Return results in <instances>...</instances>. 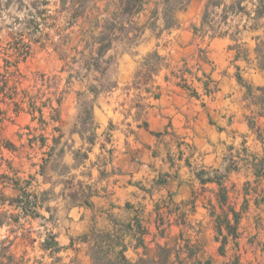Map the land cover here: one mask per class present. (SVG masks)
Instances as JSON below:
<instances>
[{"label":"rangeland","instance_id":"1","mask_svg":"<svg viewBox=\"0 0 264 264\" xmlns=\"http://www.w3.org/2000/svg\"><path fill=\"white\" fill-rule=\"evenodd\" d=\"M36 1L43 0H6L2 5L7 7L0 5V240L7 241L13 253L26 264H55L58 256L43 248L46 241L56 236L61 224L59 209L50 203L61 197H67L71 203L84 202L90 191L83 187L77 173L72 174V166L64 159L55 88L66 92L70 87L71 92L76 80L87 79V89L77 94L79 113L73 131L79 132L90 143L94 139V97L119 86L117 64L122 54H138V59H141L133 84L122 87L135 92L150 84L153 76L166 64L165 59H220L217 54L214 58V52L225 42L221 38L211 39L194 33V27L199 25L202 16L201 0H194L175 13L179 25L184 24L192 35V38L185 36L180 43L177 41L176 46L171 42L172 35L175 34L176 38L177 32L165 30L162 19L154 22L149 8L138 19L122 17L127 25L134 24L143 29L131 42L126 41L125 36L122 40L119 36L113 42V48L100 59L99 68L87 71L86 63L90 61L87 55L97 56L95 37L102 30L95 28V24L105 21L116 11L119 1L90 0L87 15L70 30L67 42H60L57 38L55 44L36 43L27 59H16L11 56L12 36L22 29L19 22L27 19L29 6ZM51 9L55 11L56 7L51 6ZM235 21L245 23L239 18ZM248 37L245 36L246 39ZM154 42L160 50L156 47L151 49ZM137 46L141 47L138 51ZM161 50L166 53L161 54ZM226 59H232L230 53ZM188 63L180 68L183 75L192 71ZM247 66L243 63L242 71L234 69L243 90L239 107L242 112L246 106L254 111L246 116L252 139L248 136L229 144L218 165L206 164L204 160L197 162L198 159L193 161L195 182L202 187L198 188L188 211L184 206L174 207L168 197L159 207L163 215L152 225L145 223L144 218L142 222L136 219L133 224L123 222L117 230L124 238L136 237L130 238V246H140L143 242L140 239L146 235L149 253L156 254L159 245L165 246L171 253L172 264H264V250L262 257H256L250 248L254 237L250 229L252 223L257 228L264 225L263 207H260L264 206V86L254 87L250 83L243 73ZM76 73L80 74L77 76ZM71 75L75 77L68 84ZM182 81L191 90L189 81ZM90 85H97L99 94L90 92ZM139 96L130 102L135 107L133 116L137 119L144 110ZM86 158L87 150L76 149L74 165L82 164ZM43 185L50 187L46 189ZM24 193V196L35 194L32 200L39 207L40 217H26L17 206L15 200ZM141 210L138 209L139 212ZM181 214L183 217L189 215L191 219L176 227V220L184 222L177 219ZM123 218L125 220L127 216ZM238 231L242 239L245 237L241 248L236 245ZM183 233L186 239L175 241ZM84 235L73 239L80 246H75L69 253H61L59 257H63L66 263L77 258L82 264H92L88 245L80 243ZM225 238V251L221 252ZM139 253L141 256L137 257L132 247L126 256L137 261L144 254L143 247Z\"/></svg>","mask_w":264,"mask_h":264},{"label":"crops","instance_id":"2","mask_svg":"<svg viewBox=\"0 0 264 264\" xmlns=\"http://www.w3.org/2000/svg\"><path fill=\"white\" fill-rule=\"evenodd\" d=\"M159 1L148 0L135 19L149 8L152 16ZM201 1L203 11L199 25L194 27L195 34V28L201 27L207 2ZM170 30L177 32L176 38L175 34L172 35L171 43L175 46L185 36L192 38L182 23ZM258 35L264 36V26L261 31L245 34L249 36L247 39L244 36L243 41L247 42L250 51L249 59L235 60V52L230 50L232 41L221 38L225 43L214 52V58L217 54L220 59H165L166 64L153 76L150 84L135 92L122 87L133 84L141 59H138V54H122L117 64L119 86L94 97V139L90 143L79 132L73 131L79 113L77 94L87 89L88 81L76 80L71 92L69 87L59 106L60 147L64 150L65 161L72 166V174L77 173L83 187L90 191L84 202L71 203L67 197H61L50 203L59 209L61 224L55 234L56 241L63 248L61 253H69L75 246H80L73 239L93 229L112 230L123 222L133 224L136 219L141 221L143 218L145 223L152 225L156 218L163 215L159 207L168 197L172 199L174 207L184 206L189 210L188 206L193 203L200 187L195 182L193 161L198 159L197 162L204 160L206 164L218 165L229 144L253 137L246 124V116L254 111L246 106L242 112L239 107L243 90L234 67L242 71L244 67L241 66L246 63L248 66L243 73L250 83L254 87L264 86L262 59H257L256 41L252 38ZM150 47L161 49L155 42ZM160 53L165 54L166 51L161 50ZM228 53L232 59H226ZM187 61L192 71L183 75L180 68ZM183 79L187 83L189 81L191 90L184 86L186 82ZM137 95L144 104L140 119L133 116L135 107L130 105ZM76 149L87 150V158L78 166L74 165ZM48 187L50 185L44 188ZM260 207H263L264 218V206ZM125 216L127 218L124 220ZM179 218L184 222L176 220V227L191 219L189 215L183 217L182 214ZM257 219L254 218L256 222ZM250 229L254 236L250 248L256 257H262L264 225L257 228L252 223ZM239 235L238 231L236 245L241 248L245 237L242 239ZM184 236V233L180 234L175 241L186 239ZM130 238L136 237L125 238L129 245L126 254L133 247L137 257L141 256L142 245L130 246ZM142 238L140 241L148 245L146 235Z\"/></svg>","mask_w":264,"mask_h":264},{"label":"trees","instance_id":"3","mask_svg":"<svg viewBox=\"0 0 264 264\" xmlns=\"http://www.w3.org/2000/svg\"><path fill=\"white\" fill-rule=\"evenodd\" d=\"M6 0H0V5ZM12 1V0H11ZM90 0H43L30 4L27 19L19 22L22 29L15 31L11 39V56L16 59H27L33 46L37 44H55V39L60 42H67L70 30L76 25L80 18L87 15ZM193 0H160L154 9L151 18L159 21L162 19L164 29L170 30L177 27L178 23L175 13L185 9ZM148 0H119L116 4L117 10L112 12L105 21L96 22L95 28L101 33L97 40L96 54L90 53V61L86 63V70L93 67L99 68L100 59L113 48V42L119 39L133 41L143 28L137 25H127L122 17L128 20L138 16L145 8ZM51 6L56 7L52 11ZM7 7V5H2ZM161 9V10H160ZM236 18L245 20L244 24L237 23ZM102 23V24H101ZM264 26V0H207L202 18L201 27L195 28L197 33L214 38H229L232 41L230 50L235 52V60L249 59V48L247 42L243 41L245 34L258 32ZM163 29V28H162ZM256 41L255 53L257 59L261 60L264 68V36H252ZM88 46V43H87ZM86 46V47H87ZM162 60V59H158ZM97 70V69H96ZM64 71V69H63ZM80 73H76L78 76ZM75 76L68 79L70 84ZM59 87V86H58ZM262 90V89H261ZM89 91L99 94L97 85H90ZM264 91V89L262 90ZM65 90L55 88V96L58 107L61 105ZM53 108V107H52ZM57 109V108H56ZM20 195L15 201L26 217H40L38 205L32 200L35 194ZM36 197V196H35ZM37 198V197H36ZM2 223H0L1 226ZM118 228L112 230L93 229L82 237L83 242L88 245V254L92 264H172L171 253L165 246H158L156 254H150V250L144 242L141 245L144 254L137 261L130 260L126 256L128 249L124 236ZM221 252L225 251L227 239L222 241ZM45 250H51L54 255H59L63 248L53 236L50 241L43 245ZM53 255V256H54ZM0 264H26L18 258L5 240H0ZM55 264H82L77 258L65 263L62 257L55 259Z\"/></svg>","mask_w":264,"mask_h":264}]
</instances>
